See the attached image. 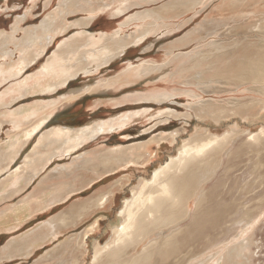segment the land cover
I'll use <instances>...</instances> for the list:
<instances>
[{
    "label": "rangeland",
    "instance_id": "rangeland-1",
    "mask_svg": "<svg viewBox=\"0 0 264 264\" xmlns=\"http://www.w3.org/2000/svg\"><path fill=\"white\" fill-rule=\"evenodd\" d=\"M73 1H75V6L71 8L72 12L62 15L63 17L59 15L58 22L63 20V23H59L55 31L49 35L44 53L37 61L31 63L21 76L0 81V150L5 149L4 145L16 136L29 142L28 145L25 144L18 150L15 164H11V168L0 172V211L24 200L33 206L36 202L43 200L47 194L56 192L64 194L70 191H65L68 187L78 189V191L67 195V199L70 196L74 198L62 207L58 205V209L51 212H49L50 209H45L31 213L17 222V226L15 225L17 223H14L15 227L12 228L17 230L19 227L16 232L8 235L7 229L0 230V236L5 234L0 237V253L12 239L31 234L36 227L44 225L46 221L59 213L63 212L72 219L75 216V209L81 204L86 203L84 205L87 206L89 199L92 200L97 194L115 188L116 199L113 204L107 206V209L96 211L99 212L96 218H99L100 224L94 236L100 244L108 242L112 237L111 227L116 225L115 214L121 209L124 200L131 197V190L137 186L139 180L149 179L161 163L176 155L184 140L195 135V131L199 132L207 128L193 116L189 119L185 117L191 112L190 106L198 104L199 101H204V103L211 101L209 103L217 105L218 108L226 109V125L217 127L218 135H222L225 131L230 132L232 129L240 133L248 131L255 133L264 126V110L261 116H258V112L251 111L247 115L248 123L240 121L237 114L232 115L238 109L235 105L239 102L248 103L252 99L264 98V96L252 93L247 85L237 86L238 82L233 77L237 59L229 63L219 60L211 66H208L206 62L190 60L206 50L207 46L200 47L199 45L206 38V34L210 35L205 44L214 41L215 44L224 46L223 53L234 52L228 56L239 57L243 53H255L260 49L261 46L256 41L264 36V23L262 30L255 29L254 23L259 18H264V0L238 1L235 5L230 0H200V5L183 16L176 15V11H182V9L175 10L174 7L170 8V5L169 8L166 7L174 0ZM63 4V0H0V32L5 35L12 34V29L17 26L16 22L23 18L24 20L20 21L17 26L20 30L14 33L16 40H19L23 37L24 30L39 26L44 19L57 14ZM127 4L129 8L124 11L118 10L124 9ZM141 13H144L145 22L139 20L140 18L134 19V16ZM78 21L86 22V25H79L76 23ZM145 26L156 31L146 34L141 40L142 43H131L125 49L115 51L112 60L107 65H102L90 73L78 72L73 68L72 71H77L78 76L56 88L13 96V92L16 91L14 86L16 82L39 73L64 42L72 44L79 42L80 37L77 36L80 33L83 36L93 35L94 40L101 35L112 36L116 33L121 37L130 38L137 35ZM187 35H192L194 39L192 43H194H191L189 48L175 49L174 44ZM196 41L198 43H195ZM9 49L15 51L13 46H9ZM190 52H193L190 56L192 58L178 59L172 67L170 62L175 55H185ZM19 57L16 51L10 58L0 56V69L8 63L18 62ZM169 63L171 66H167ZM146 67H152V69L144 70ZM210 80L211 83H207ZM155 93H166L169 99L163 102L137 100L148 98ZM38 108L44 110L38 112ZM46 110L49 114L48 121L44 123L46 125L30 137L24 138L25 132L23 131L29 130L32 125L31 121L40 118ZM168 111L173 112L172 115H163ZM127 116L128 121H121L122 123L107 130L108 132L93 134L91 139L80 144L77 149L50 160L43 168H39L40 172L34 178L26 181L30 173L29 164L33 166L40 156L38 153L30 157L32 150L36 142L50 129H88L90 126L92 129L98 122H115ZM153 139L155 142L149 148L150 160L144 167L129 165L127 168L117 167L112 173L102 174L100 167L89 168L84 165L87 160L95 158L94 156L87 158L93 151L98 154L97 151L100 149L127 148ZM240 144L241 140H235L228 149L234 151ZM84 158L87 159L82 163ZM66 169L70 170L68 171L69 176L65 175ZM13 171L15 172L12 176L22 178V182L16 183L17 178L9 181L8 175ZM220 174L221 172L210 183H207L206 190L209 191L217 185L216 181ZM247 180H255L256 184L252 189L262 191L259 198H263L264 149L259 154L233 153L226 157V192L231 191L232 195H237ZM90 181L91 184H89ZM64 186L67 187L61 191L59 188ZM112 186L114 188H111ZM219 189L221 188L218 187L216 191L218 192ZM15 190L17 191L12 193ZM229 199L226 195V200ZM191 206L192 204L189 206L190 209H192ZM215 213L212 212L211 215L214 216ZM257 213H262L259 220L246 233H248L247 236H252L255 244L257 243L258 257L254 263L264 264V200ZM41 217L44 220L38 219ZM87 218L83 220L84 222L81 221L80 225L69 228L68 232L62 235L57 234L56 237L47 239L45 243L36 245L35 250L27 256L4 259L0 254V264H61L60 260L70 264L72 258L69 255L72 254L76 245L63 251L61 255L54 256L49 262L44 261V256L49 257L51 253L54 254L69 238L77 236L80 238L85 229L94 223L92 216ZM235 219H237V214L234 212L226 216V235L220 237H217L219 233L214 229L207 227V229H202L198 235L200 243L195 245V258L204 260L211 253L226 250L233 245L232 238L236 237L239 229ZM218 221L223 223L219 218ZM184 224L186 223H183L181 227H184ZM206 236L209 238V244L213 243L212 245L206 246L205 242H202ZM92 243L93 240L90 241L84 256L79 252L73 253L76 254L75 263L90 264L93 256ZM43 247L45 248L42 249ZM139 264L148 263L142 261Z\"/></svg>",
    "mask_w": 264,
    "mask_h": 264
},
{
    "label": "bare ground",
    "instance_id": "bare-ground-1",
    "mask_svg": "<svg viewBox=\"0 0 264 264\" xmlns=\"http://www.w3.org/2000/svg\"><path fill=\"white\" fill-rule=\"evenodd\" d=\"M63 1L64 4L57 14L44 19L37 27L24 30V35L19 40H16L14 33L20 30L17 26L20 21L24 20L23 18L16 22L17 26L12 29V34L5 35L0 32V56L10 58L15 51L20 55L18 62L14 64L5 63L7 65L0 69L1 82L21 76L23 71L31 63L36 62L44 53L49 35L55 31L59 23H63V20L58 22L59 15L68 14L71 8L75 6V1L73 0ZM230 1L235 5L236 2H244L245 0ZM200 4V0H174L173 3L166 5V7L169 8L170 5V8L174 7L175 10L182 9V11H176V15L183 16V14L195 9ZM126 6L124 9L118 10L124 11L129 8L128 4ZM143 15L144 13L134 16V19H146ZM76 23L86 25V22L83 21ZM263 23L264 18H259L254 23V28L262 30ZM150 31L156 30H151L145 26L137 35L130 38L121 37L116 33L112 36L101 35L96 40H94L93 35L83 36L80 33L77 36L80 37L79 42L76 44L64 42L52 58L41 68L39 73L16 82L14 85L16 91L13 92L14 90H12L13 96L49 91L78 76L79 71L83 73L95 71L102 65L110 63L115 51L123 50L131 43H142L141 40ZM192 35H187L184 39L177 41L173 47L175 49L189 48L194 40ZM209 35L206 34L205 39L202 37L204 40L202 44H199L200 47L207 46L206 50L204 49L205 51L198 53L194 59L190 57L193 52L185 55L174 54L175 57L170 62L172 67L178 59L183 60V57L192 58L190 59L191 61L206 62L208 66L219 60L229 63L237 59L234 67L235 74H233L234 76L232 75L238 82L237 86L243 87V85H247L252 93L263 97L264 36H261L256 41L261 48L255 53H243L239 57H233L228 55L234 54V52L223 53L224 46L215 44L214 41L205 44ZM195 43L198 42L196 41ZM9 46H13L15 51L10 50ZM170 63L167 66H171ZM73 68L78 72L72 71ZM151 69L152 67L144 68V70ZM207 83H211V80ZM231 83L233 82L231 81ZM168 99L169 96L166 93H155L148 96V98H138L137 100L163 102ZM209 102L199 101L198 104L190 106L189 110L191 112L185 116L187 119L193 116L207 128L199 132L195 131V135L184 140L176 155L161 163L152 172L149 179L142 178L139 180L137 186L131 190V197L124 200L121 209L115 214L114 222L116 225L111 227L112 237L108 242L100 244V241L94 236L99 229V222L96 220L85 229L80 238L78 236L69 238L54 254L51 253L52 255L50 254L49 257L44 256V261L49 262L54 256L61 255L63 251L76 245L69 256L72 258L70 264H77L75 263L76 254L73 253L79 252L84 256L90 241L93 240L91 244L93 246V256L90 264H139L142 261L148 264H255L254 261L258 257V252H256L258 250L257 243H254L252 236H247L248 233L246 231L250 230L255 225L254 223L259 220L262 213L257 212L263 205L264 197L259 198L262 191L252 189L256 184L255 180H247L245 186L242 187L237 195H232L231 191L226 192V157L233 153H241L243 155L261 153L264 149V126L255 133L250 131L240 133L232 129L230 132L225 131L222 135H218L216 132L217 127L223 124L226 125V109L218 108L217 105ZM235 106L238 109L232 115L237 114L240 121L248 123L249 117L247 115L251 111L258 112V116H261L264 110V98L252 99L248 103L239 102ZM43 110V108H38L37 111L42 112ZM172 113L168 111L163 113V115L170 116ZM48 116L47 112H44L40 118H35L34 120H32V116L31 128L23 131L25 132L24 138L30 137L35 131L44 126ZM125 120L128 121L129 117L127 116L115 122H98L92 129H90V126L88 129L57 128L49 130L37 141L36 146L32 150V155L39 153L40 156L37 158V163H34L35 166L29 164V177L37 173L39 167L52 157L77 148L78 144L91 139L93 134L110 130ZM235 140H241V144L237 147L238 149L236 148L237 151H235L236 149L234 151L231 149L230 151L228 148ZM26 141L16 136L15 139L4 145L5 149L0 150V168L4 166V163L7 165L11 159L16 157L18 150L27 143ZM154 142L155 139L127 148L102 149L104 151L100 155L87 160L84 165L89 168L100 167L102 174L112 173L117 167L127 168L129 165H141L144 167V165L149 163L151 156L149 148ZM120 162L122 164H119ZM68 171L70 170L66 171V176H69ZM220 172L219 179L216 181L217 185L213 187L214 190H206L205 186L207 183L215 179ZM13 178H17L16 183L22 182V178L16 177V175L12 176L9 181H14ZM250 182L252 183L249 184ZM89 184H91V181ZM66 187L59 189L62 191ZM218 187L221 189L217 192L216 189ZM111 188L114 187L112 186ZM114 189L99 193L92 200L89 199L90 202L89 200L87 201V206L84 205L86 203L81 204L75 209L74 218L70 219L65 213H59L46 221L44 225L36 228L31 234H25L23 235L24 237L10 241L3 249L2 257L27 256L36 245L46 240L49 236L61 234L69 228L77 226L96 211L107 209V206H111L116 199V191ZM67 190L70 191L64 194L57 192L47 194L43 200L36 202L33 206L24 200L18 205H13L0 211V230L9 228L31 213L42 211L51 206H55L54 208L51 207L52 210L62 207L74 198V196H70L67 199L66 196L71 192L78 191V189L70 187L65 191ZM226 195L229 196V200H226ZM190 204H192V209L189 208ZM57 205L60 206L57 207ZM212 212H216L214 216L211 215ZM231 212L237 214V219L234 221L239 225L236 237L232 238L234 240L233 245L226 248V250L211 253L204 260L195 258V245L197 246L200 243L198 235L201 230L207 227L214 229L215 232L218 231L217 237L226 235V216L231 214ZM218 218L223 221L222 224L218 221ZM66 220H69V222H66ZM183 223L186 224L181 227ZM203 240L202 242H205L206 246L213 244H209L208 236H206V239L203 238ZM253 248H255V251ZM60 263L68 264L65 261L61 262V260Z\"/></svg>",
    "mask_w": 264,
    "mask_h": 264
},
{
    "label": "crops",
    "instance_id": "crops-1",
    "mask_svg": "<svg viewBox=\"0 0 264 264\" xmlns=\"http://www.w3.org/2000/svg\"><path fill=\"white\" fill-rule=\"evenodd\" d=\"M60 8H61V7H60ZM59 10H60V9H59ZM49 109H50V108H49ZM46 112H47V110H46ZM46 112H45V113H46ZM47 114H48V112H47ZM48 119H49V117H48ZM47 121H48V120H47ZM45 125H46V124H44V126H45ZM78 129H79V128H78ZM50 130H51V129H50ZM28 143H29V142H27L26 145H28ZM36 143H37V142H36ZM82 143H83V142H82ZM82 143H81V144H82ZM79 145H80V144H78L77 148L79 147ZM77 148H74L73 150H75V149H77ZM73 150H70V151H68L67 153H70V152L73 151ZM101 151H102V149L98 150L97 153L100 154ZM67 153H66V154H67ZM55 154H56V151H55ZM90 154H91V155L88 156L87 158H90V157H93V156L96 157V155L98 156V154H95L94 151L91 152ZM31 155H32V154H31ZM31 155H30V157H31ZM17 156H18V154L16 155V157H17ZM59 156H61V155H59ZM16 157L13 158V159H11V160L9 161V163H7V165L5 164L2 168H0V172H1L2 170H4V169L11 168V164H13V163L15 164L14 161H15ZM55 157H58V155L52 157L50 160L52 161V159H54ZM87 158H84L83 161H81V162L83 163ZM50 160L47 161L46 163L42 164L41 167L43 168L48 162H50ZM41 167H39V168H41ZM77 169H78V168H77ZM15 171L17 172V170H15ZM15 171H13L12 173H10V174L8 175V177L11 178ZM66 171H67V169H66ZM39 172H40V169L38 170L37 173L32 174L33 176H32V175H31V177L28 176V179H27L26 181H29V180H30L29 178H34ZM18 204H19V203H18ZM18 204H16V205H18ZM12 206H13V205H11L10 207H12ZM57 206H58V205H57ZM10 207H9V208H10ZM51 207H52V206H51ZM51 207H48V208H46V209H49V208H50V211H49V212L55 210V209L52 210ZM54 207H55V206H53L52 208H54ZM44 210H45V209H44ZM42 211H43V210H42ZM37 212H39V211H37ZM101 212H102V211H101ZM98 214H99V212H96L94 215H91V216L94 218L93 221L97 220V221L99 222V224H100L99 218H96V216H97ZM32 215H33V214H32ZM32 215H31V217H32ZM91 216H90V217H91ZM90 217H88V218H90ZM42 218H43V217L38 218V219H42ZM44 218H45V216H44ZM88 218H87V219H88ZM42 220H44V219H42ZM85 220H86V219H85ZM85 220H84V221H85ZM84 221H83V222H84ZM83 222H82V223H83ZM27 224H28V223H27ZM80 224H81V223H80ZM80 224H79V225H80ZM15 225L17 226L18 223L15 224ZM25 225H26V224H25ZM77 226H78V225H77ZM12 227H15V226L12 225V226L9 227L10 229L7 228L6 231H9V232H8V235L11 234V233L16 232L17 230H19V227L17 228V230H15V228H12ZM36 228H37V227H36ZM36 228H35V229H36ZM70 229H71V228H70ZM70 229H69V230H70ZM3 230H5V229H3ZM11 230H12V231H11ZM69 230H66V231L68 232ZM33 231H34V230H33ZM33 231H32V232H33ZM66 231H64V232H66ZM64 232H63V233H64ZM63 233H61L60 235H62ZM4 235H5V234L1 235L0 237H3ZM56 236H57V235H55V236H49L47 239H49L50 237L53 238V237H56ZM47 239L44 240L43 242H41V244H42V243H45L46 241H48ZM12 240H14V239H12ZM12 240H11V241H12ZM5 247H6V246H5ZM35 247H36V246H35ZM44 248H45V247H43L42 249H44ZM34 250H35V248H34L31 252H33ZM3 252H4V250H2L0 254L2 255ZM31 252H30V253H31ZM30 253H29V254H30ZM29 254H28V255H29ZM2 256H3V255H2ZM15 257H18V256H15ZM12 258H13V257H12ZM12 258H4V259H12Z\"/></svg>",
    "mask_w": 264,
    "mask_h": 264
}]
</instances>
